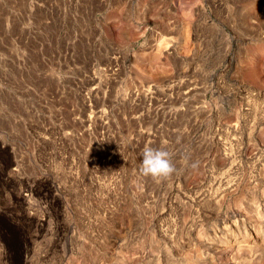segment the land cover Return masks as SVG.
Wrapping results in <instances>:
<instances>
[{
    "label": "rangeland",
    "instance_id": "obj_1",
    "mask_svg": "<svg viewBox=\"0 0 264 264\" xmlns=\"http://www.w3.org/2000/svg\"><path fill=\"white\" fill-rule=\"evenodd\" d=\"M0 124V264H264V0H0Z\"/></svg>",
    "mask_w": 264,
    "mask_h": 264
},
{
    "label": "clouds",
    "instance_id": "obj_2",
    "mask_svg": "<svg viewBox=\"0 0 264 264\" xmlns=\"http://www.w3.org/2000/svg\"><path fill=\"white\" fill-rule=\"evenodd\" d=\"M139 171L145 177L160 179L170 177L176 171V167L169 151L145 146Z\"/></svg>",
    "mask_w": 264,
    "mask_h": 264
},
{
    "label": "flooded vegetation",
    "instance_id": "obj_3",
    "mask_svg": "<svg viewBox=\"0 0 264 264\" xmlns=\"http://www.w3.org/2000/svg\"><path fill=\"white\" fill-rule=\"evenodd\" d=\"M0 128H1V124H0ZM3 132H4V131H3V130L1 131V129H0V135H1ZM0 139H1V138H0ZM0 141H1L0 143H2V144L4 143L2 140H0ZM4 145H6V144L4 143ZM4 145H0V146H4ZM11 151H12V156H13V165H16V161H15V160L17 159L16 153H15L13 150H11ZM13 169L15 170L14 167H13ZM7 175H8V174H7ZM14 175H15V174H14ZM25 183H26V182H25ZM26 184H27V183H26ZM26 184H25V186H26ZM29 190H30V188H29ZM26 191H27V188H25L24 191H22V195H21V197H22L23 195H25V192H26ZM17 193H18V192L15 191L16 198H19V199H20L21 197H20V195H17Z\"/></svg>",
    "mask_w": 264,
    "mask_h": 264
}]
</instances>
